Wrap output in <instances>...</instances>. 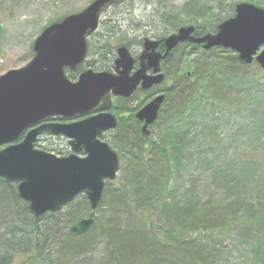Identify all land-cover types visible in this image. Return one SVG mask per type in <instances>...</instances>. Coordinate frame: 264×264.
I'll use <instances>...</instances> for the list:
<instances>
[{"label":"trees","instance_id":"obj_1","mask_svg":"<svg viewBox=\"0 0 264 264\" xmlns=\"http://www.w3.org/2000/svg\"><path fill=\"white\" fill-rule=\"evenodd\" d=\"M251 1L264 6V0ZM219 6L215 14L193 0L179 12L164 15V24L176 32L182 14L196 23L209 18V23L197 25L196 34H215L229 18L223 17L224 3ZM191 47L180 46L162 63V86L141 90L130 100H115L120 117L111 145L119 149L121 172L107 183L96 211L82 195L59 214L38 219L18 195L17 185L0 179V264H39L54 249L57 258L83 256L100 243L106 264H264V163L256 152L243 150L232 157L230 149L227 156L222 153L224 141L230 148L242 142L241 130L258 143L264 139V72L255 63L242 64L230 50L198 47L189 54ZM88 50L93 51L90 41ZM195 53L191 75L181 73L182 60ZM69 77L75 79L76 74ZM163 92V106L149 127L153 136L145 140L136 112ZM204 103L213 113L220 108L241 114L250 125L223 138L207 134L208 123L201 117ZM199 131L202 144L197 146ZM211 164L213 194L205 197L196 176L186 177L193 175L191 168ZM92 216L96 221L88 233H70L71 225ZM220 236L233 240L236 259L227 260Z\"/></svg>","mask_w":264,"mask_h":264},{"label":"water","instance_id":"obj_2","mask_svg":"<svg viewBox=\"0 0 264 264\" xmlns=\"http://www.w3.org/2000/svg\"><path fill=\"white\" fill-rule=\"evenodd\" d=\"M125 1L93 0L82 11L50 23L34 40L29 64L0 77V148L5 146L0 150V179L17 185L18 195L38 219L59 214L81 195L86 196L92 211L102 205L107 182L116 181L121 171L118 152L103 141L105 134L118 127L110 112L112 98L130 100L139 89L161 86L166 80L161 64L181 45H193L190 53L198 46L204 51L230 50L242 64L255 63L264 71V50L258 53L264 47V8L241 2L234 17L220 24L215 34L198 37L193 25L182 26L160 41L145 38L137 70L130 48L120 44L114 72L95 73L91 68L81 72L89 51L88 38L99 29L101 15ZM68 72L79 73L78 79L71 82ZM164 99V93L152 98L137 114L144 124L145 140L153 136L149 127L157 121ZM92 113L97 115L77 123H48ZM27 131L23 142L14 144ZM44 135L67 138L71 154L58 157L38 150L37 139ZM94 225L93 216L82 219L71 225L70 233L82 236Z\"/></svg>","mask_w":264,"mask_h":264},{"label":"rangeland","instance_id":"obj_3","mask_svg":"<svg viewBox=\"0 0 264 264\" xmlns=\"http://www.w3.org/2000/svg\"><path fill=\"white\" fill-rule=\"evenodd\" d=\"M92 0H0V76L7 74L12 70H20L29 64L33 57L32 46L34 40L40 35L42 29L50 24L51 21L61 18L72 11H81ZM193 0H131L124 5H117L107 10L100 22V29L94 36L90 38V44L93 49L89 53L88 60L94 61L93 71L103 72L111 69L117 57V46L123 43H129L128 47L131 50V54L134 58H137L143 51L142 41L144 38H151L156 41L169 37L171 33H174L170 26L164 24V15L177 13L181 8L191 3ZM200 8L205 11L210 10L217 14L220 13L219 4L221 3L224 14L223 17L230 18L234 14V7L240 2H250L254 5H259L264 8L262 4L255 3L251 0H195ZM209 23V18L200 20L198 23L194 22L190 17L182 14L179 18V27L193 26L199 24ZM107 48L106 50H102ZM264 47L259 50L262 51ZM188 50L186 49V52ZM198 54L190 55L181 62V73L189 71L191 63L196 59ZM88 67L82 68V70ZM166 68V67H165ZM164 71V70H163ZM173 74L174 70L169 71ZM70 76V75H69ZM71 79V78H70ZM169 79V78H168ZM76 79H71L75 82ZM167 85V84H166ZM142 99L146 98L145 95L141 96ZM115 102V98L113 99ZM113 102V103H114ZM137 104L139 103L136 101ZM147 103V102H146ZM201 109L204 110L203 119L208 123L209 130L207 134H215L220 137H225L231 132H236L242 128V126L250 125L249 120L243 119L241 114L237 115L233 112L218 108L213 113L209 103L202 104ZM118 116L117 113H114ZM201 126V124H199ZM202 127V126H201ZM200 128V127H199ZM244 135L240 144L228 146V142L224 141L225 149L222 151L223 155L227 156V150L230 149V156L236 154H242V151L248 153L256 152L260 156L261 162L264 163V139L258 143L253 139V136ZM157 133V132H156ZM200 131L197 135V146L202 144V140L198 139ZM114 133L110 132L103 138L111 145L113 141ZM156 142L160 141L159 134L157 133ZM37 147L41 150H47L52 154L58 155V152L67 156L71 153L68 139L64 138H52L45 136L41 138ZM113 147V146H112ZM222 148V147H221ZM220 148V149H221ZM114 149L119 152L118 148ZM218 150V153L220 152ZM228 157L226 160L231 159ZM220 160H223L222 158ZM191 168L193 175H188L186 181L192 176H196V180L199 182L198 188L201 189L205 197H210L213 194V186L210 183V173L212 172L213 164L205 168ZM196 168V169H195ZM206 172V173H204ZM184 183V180H181ZM181 183V182H180ZM94 233L93 235H96ZM197 235L193 234V238H197ZM220 248L223 253H226L228 261L236 259L237 253L232 251L233 240L231 238H222ZM55 253L49 256V253L43 255L39 260V264H106L107 259L105 257V248L103 244H97L93 253H89L83 256H72V258L58 257Z\"/></svg>","mask_w":264,"mask_h":264},{"label":"flooded vegetation","instance_id":"obj_4","mask_svg":"<svg viewBox=\"0 0 264 264\" xmlns=\"http://www.w3.org/2000/svg\"><path fill=\"white\" fill-rule=\"evenodd\" d=\"M115 108H116V107H113L112 113H114V112H115V110H114ZM92 114H93V113H92Z\"/></svg>","mask_w":264,"mask_h":264}]
</instances>
